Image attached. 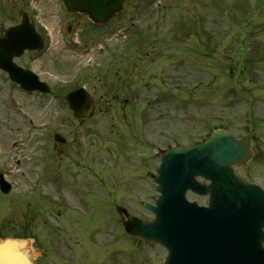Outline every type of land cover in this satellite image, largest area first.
<instances>
[{
  "label": "rangeland",
  "instance_id": "rangeland-1",
  "mask_svg": "<svg viewBox=\"0 0 264 264\" xmlns=\"http://www.w3.org/2000/svg\"><path fill=\"white\" fill-rule=\"evenodd\" d=\"M130 2L105 31H94L85 17H70L60 0H37L30 8L4 0V13L0 9V33L31 10L38 27L52 25L59 35L50 52L16 58L47 80L53 95L28 93L0 69V171L13 183L10 193L0 190V237L25 228L38 227L34 233L40 234L58 228L69 239V264H101L98 259L161 264L167 249L129 236L122 215L116 226L113 204L152 219L144 202L159 194L151 176L160 163L158 149L195 143L216 126L241 133L250 120L249 103L234 92L230 71L246 14L258 7L254 0ZM69 24L75 27L71 35ZM254 25L256 37H264V8ZM96 41L101 45L92 51ZM259 80L251 85L260 96ZM77 85L87 86L96 103L82 122L65 100ZM259 96L253 113L263 131L255 156L260 172L250 166L248 176L263 184L264 98ZM57 132L66 143L55 139ZM188 197L201 204L208 200L191 191Z\"/></svg>",
  "mask_w": 264,
  "mask_h": 264
},
{
  "label": "water",
  "instance_id": "water-1",
  "mask_svg": "<svg viewBox=\"0 0 264 264\" xmlns=\"http://www.w3.org/2000/svg\"><path fill=\"white\" fill-rule=\"evenodd\" d=\"M63 1L68 11L87 12L96 21L103 22L126 4V0ZM43 46V38L25 17L21 24L9 27L6 35L0 38V67L28 90L51 92L36 74L13 60L25 48L41 49ZM245 52L246 43L233 84L237 91L250 96L238 84ZM66 98L78 119L91 114L94 102L86 88L75 89ZM56 137L64 140L59 134ZM161 153L162 163L153 176L159 182L162 194L156 201L157 205L148 204L156 217L146 221L121 208L126 216L124 226L127 232L167 246L169 254L164 264H264V234L247 227L241 194L229 196L231 184L248 186L234 171L233 164H245L252 155L250 136L238 138L226 129H218L203 143L162 149ZM209 170L222 171L226 176L220 177L217 184L196 181V174H208ZM0 185L5 192L11 190L10 183L2 174ZM188 188L201 193L211 192L209 206L199 207L196 202H188ZM35 255L29 238H0V264H34L32 256Z\"/></svg>",
  "mask_w": 264,
  "mask_h": 264
},
{
  "label": "flooded vegetation",
  "instance_id": "flooded-vegetation-1",
  "mask_svg": "<svg viewBox=\"0 0 264 264\" xmlns=\"http://www.w3.org/2000/svg\"><path fill=\"white\" fill-rule=\"evenodd\" d=\"M22 7H28L35 5L37 0H17ZM250 2V0H247ZM259 6L261 9L264 8V0H257ZM0 8L3 10L4 13V0H0ZM135 9L138 10V6L135 7ZM29 15L31 20L33 19V13L29 11ZM74 15H79L82 17H85L87 21H89L93 27H95L94 31H97L98 29H102L103 26L100 24H96L93 21H91L86 15L81 14V13H76ZM74 17V16H73ZM263 21L259 24V27H261V24ZM76 25V24H75ZM250 37H249V45H248V53H247V58H246V63H245V69H244V75H248L250 71H252V75L249 76L248 80H244L241 82L242 87L248 88L251 90V92L254 94V89L251 84H253L256 80H259V77H263V80H259L261 82H264V37H256V30H257V25L253 26V24L250 27ZM84 34H89L88 31H84ZM67 33L68 34H73L75 33V27L72 24H69L67 26ZM257 39H256V38ZM31 53V52H28ZM34 53V52H32ZM250 70V71H249ZM261 90H264V85L259 86ZM263 95L264 98V92L259 96ZM256 100V99H255ZM253 149H254V157L250 160L247 166L241 167L243 171L241 173L248 179L250 180L249 176L251 172H248L250 170V166H253V168L257 171L260 172L259 168L256 167V159L255 156L258 152V135L256 134V129L254 130V135H253ZM260 143V142H259ZM263 145V143L261 144ZM258 155V154H257ZM259 166V165H258ZM252 181V180H251ZM262 187L264 188V183L261 184ZM117 216V217H116ZM115 216V221L118 226V223L120 221V215L116 214ZM26 230H31L27 229ZM38 231H41L40 228L36 227L35 228ZM34 229V230H35ZM33 231L32 237H33V244L34 246L40 251L39 255L34 259L35 264H69L70 259H67V253H68V244H69V239H66L64 236L61 235L60 229H54L53 232H49L47 234H40L39 232ZM66 234H68V231H65ZM69 235V234H68ZM111 261V259H98L97 262H102L103 261ZM80 263V262H79ZM84 264V263H81Z\"/></svg>",
  "mask_w": 264,
  "mask_h": 264
}]
</instances>
